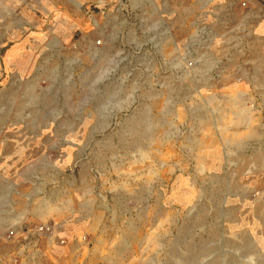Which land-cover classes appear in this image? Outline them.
<instances>
[{"label":"rangeland","instance_id":"374dc122","mask_svg":"<svg viewBox=\"0 0 264 264\" xmlns=\"http://www.w3.org/2000/svg\"><path fill=\"white\" fill-rule=\"evenodd\" d=\"M0 264H264V0H0Z\"/></svg>","mask_w":264,"mask_h":264}]
</instances>
